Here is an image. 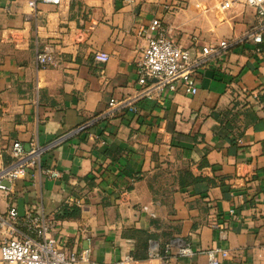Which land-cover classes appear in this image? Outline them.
I'll use <instances>...</instances> for the list:
<instances>
[{
    "label": "crops",
    "instance_id": "1",
    "mask_svg": "<svg viewBox=\"0 0 264 264\" xmlns=\"http://www.w3.org/2000/svg\"><path fill=\"white\" fill-rule=\"evenodd\" d=\"M29 1L0 0V169L15 141L28 151L72 134L26 178L3 182L11 186L0 191V212L23 199L25 213L56 219L54 235L69 251L90 248L99 264L127 254L133 264H162L152 247L176 240L195 254L174 245L169 264H209L214 247L229 250L224 264H264V43L257 51L248 36L257 10L222 12L217 0H63L31 14ZM156 17L195 56L230 46L198 69L197 93L166 87L139 97L137 112L104 114L111 98L139 94L136 61ZM48 46L57 63L39 69L37 52ZM98 50L110 54L105 76Z\"/></svg>",
    "mask_w": 264,
    "mask_h": 264
},
{
    "label": "built area",
    "instance_id": "2",
    "mask_svg": "<svg viewBox=\"0 0 264 264\" xmlns=\"http://www.w3.org/2000/svg\"><path fill=\"white\" fill-rule=\"evenodd\" d=\"M62 2L63 0H30L31 14H37L39 3L61 4ZM217 2L222 12L236 5L249 6L257 10L261 21L248 36L258 45L257 51H261L259 44L264 43V0H217ZM229 46L230 43L223 40L217 47H204L202 54L195 56L190 49L181 46L170 37L161 18H153L148 29L147 45L136 61L138 82L142 86L139 94L121 99L111 98L108 110L104 114H114L123 109L137 112L139 97H158L166 87L171 91L183 89L191 94L197 93L195 76L198 69L207 64L215 52L226 50ZM36 59L38 68L43 69L57 63L58 55L53 46H48L37 52ZM109 59L110 54L106 51L98 50L94 54V60L99 64L98 69L102 76H105L103 65ZM98 118L99 115L95 116L76 131L94 124ZM71 134H63L45 145L33 143L28 151L20 141H15L10 150V161L0 169V191L9 193L11 185H4V181L14 184L26 178L32 167L41 164L44 152L61 144ZM43 172L52 178L61 176L58 169L47 168L43 169ZM5 213L6 216L3 215ZM0 227L7 229L11 234L0 241V264H79L80 262L99 264L90 260V248L81 253L69 251L54 235L58 227L56 219L44 214L30 210L21 216L17 205L10 204L7 211L0 212ZM174 245H177L180 255L195 254L192 247L176 240L168 243L161 251L156 246L152 247L149 257H159L162 264H169ZM205 253L209 264H224L230 254L229 250L221 247L209 248ZM134 261L135 257L127 254L109 264H133Z\"/></svg>",
    "mask_w": 264,
    "mask_h": 264
},
{
    "label": "rangeland",
    "instance_id": "3",
    "mask_svg": "<svg viewBox=\"0 0 264 264\" xmlns=\"http://www.w3.org/2000/svg\"><path fill=\"white\" fill-rule=\"evenodd\" d=\"M3 215H7L6 213L5 214H3ZM11 234H10V232L9 231H7V229H2L1 227H0V241L1 240H3V239H5L6 237H9Z\"/></svg>",
    "mask_w": 264,
    "mask_h": 264
},
{
    "label": "water",
    "instance_id": "4",
    "mask_svg": "<svg viewBox=\"0 0 264 264\" xmlns=\"http://www.w3.org/2000/svg\"><path fill=\"white\" fill-rule=\"evenodd\" d=\"M18 208H19L18 209L19 210V214L21 216H24L25 215V205H24V200L23 199H20Z\"/></svg>",
    "mask_w": 264,
    "mask_h": 264
},
{
    "label": "trees",
    "instance_id": "5",
    "mask_svg": "<svg viewBox=\"0 0 264 264\" xmlns=\"http://www.w3.org/2000/svg\"><path fill=\"white\" fill-rule=\"evenodd\" d=\"M65 210H68V209H65Z\"/></svg>",
    "mask_w": 264,
    "mask_h": 264
}]
</instances>
